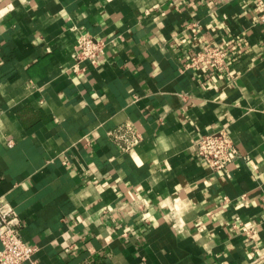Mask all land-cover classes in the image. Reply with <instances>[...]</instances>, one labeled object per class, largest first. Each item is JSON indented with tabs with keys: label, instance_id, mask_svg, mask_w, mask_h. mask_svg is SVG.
<instances>
[{
	"label": "crops",
	"instance_id": "0c3cea01",
	"mask_svg": "<svg viewBox=\"0 0 264 264\" xmlns=\"http://www.w3.org/2000/svg\"><path fill=\"white\" fill-rule=\"evenodd\" d=\"M263 11L0 0V198L35 264H264ZM85 34L106 51L77 75ZM206 43L227 69H185ZM124 124L142 137L127 154L108 135ZM222 128L242 157L218 175L196 143Z\"/></svg>",
	"mask_w": 264,
	"mask_h": 264
},
{
	"label": "built area",
	"instance_id": "2783aa9c",
	"mask_svg": "<svg viewBox=\"0 0 264 264\" xmlns=\"http://www.w3.org/2000/svg\"><path fill=\"white\" fill-rule=\"evenodd\" d=\"M258 21L264 25V11ZM105 51L106 43L103 40L90 34L82 35L73 48L72 71L83 75L87 66L99 67ZM203 68L216 71L227 69L225 48L219 44L206 43L185 65L187 70L199 71ZM108 135L124 154L132 152L142 139L141 134L130 124L119 126ZM196 148L199 159L213 174L218 175L226 173L228 167L242 157L231 134L224 128L201 137ZM104 214L107 216V210ZM21 230L22 222L17 211L7 200L0 198V264H35L33 258L37 248L24 242ZM243 231L251 235L247 228Z\"/></svg>",
	"mask_w": 264,
	"mask_h": 264
}]
</instances>
